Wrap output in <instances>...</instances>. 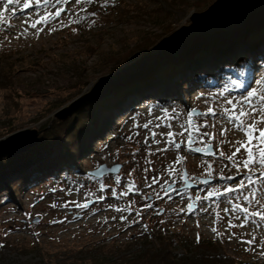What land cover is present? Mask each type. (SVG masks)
<instances>
[{"label":"rangeland","instance_id":"obj_1","mask_svg":"<svg viewBox=\"0 0 264 264\" xmlns=\"http://www.w3.org/2000/svg\"><path fill=\"white\" fill-rule=\"evenodd\" d=\"M216 1L0 0V160L42 151L46 126L98 107L107 121L93 128L100 141L76 165L83 174L120 166L89 174L98 181L86 178L81 188L63 182V172L30 178L32 166L9 179L21 182L16 193L0 182V264H123L157 252L176 232L178 254L204 253L194 247L199 237L235 262L264 264V221L250 215L264 212V168H244L245 149H236L246 136L230 120L233 110L250 111L244 98L253 90L257 112L245 124L264 117V26L218 35V48L206 49L198 41L211 38L205 34L223 13L197 16ZM155 9L166 18H150ZM252 35L258 54L240 66ZM203 54L206 63L176 74ZM141 81L142 90L130 88ZM19 133L23 140L6 142Z\"/></svg>","mask_w":264,"mask_h":264},{"label":"trees","instance_id":"obj_2","mask_svg":"<svg viewBox=\"0 0 264 264\" xmlns=\"http://www.w3.org/2000/svg\"><path fill=\"white\" fill-rule=\"evenodd\" d=\"M152 14L150 15V18L152 19L159 18V21H161L166 18H161L164 15L163 11L159 9H155ZM255 38L256 36H251L250 39L252 40L250 46H248V50L251 51L249 52L250 55H246L243 58L241 64H239L240 66L245 67L246 65L251 64L253 62L252 59L258 54L257 42L259 41L256 42ZM203 55H200L202 58L196 57L192 60H188V62L186 61L182 66L176 69L177 71L175 70L177 72L176 74H180L185 66H187V68H192L196 67L201 62L206 63V60H209V56L208 54ZM215 57L216 56L210 59L215 60ZM220 61H215L216 65L219 64L220 68L224 67L226 69V67L229 65L228 62ZM213 66L215 67V65ZM201 77H204L205 81L208 80V77L205 74H202ZM229 78L230 77H228V79ZM247 80L248 77L245 76L243 82L241 83H245ZM142 84H145V82H137L133 86H130V88L136 92L140 87L145 86ZM205 84L208 85V82ZM241 88H243V85H241ZM140 90L142 89L140 88ZM101 113L102 112H100L98 107H91L90 110H85V114L77 112L76 115L78 116H75V119L73 118L70 121L65 122L57 121L56 123H52L50 126H46L44 130L40 131L41 133L39 135V145H42V151L40 149L38 150V148L33 150L31 149L29 152L18 156L20 158L15 160H0V182L8 183V185L14 189V192L16 193V191H18V188L16 187H21V182L18 181V179L15 181H9V179L13 175L20 177L21 173H23V170L29 166H32L31 170H29L30 178L41 175H44L43 178L47 175L48 178H51L54 174H62V172L65 173L63 174V182H66L71 188H81V186L84 184H89L90 182H87L86 178L98 181V179L89 176V174H83L80 172L76 164L79 163L78 157L80 155L90 152L88 147L94 138H97V141H100L97 132L95 134L93 128L98 124L104 125L107 122L105 119H103V115ZM88 119L89 124H84V121ZM27 183L30 184L32 181L30 180ZM5 190L6 189H1L0 191L1 193L5 194ZM6 199L7 198L5 195V199L2 200L6 201ZM114 199L117 198L114 197ZM170 213L174 214L175 211L170 210ZM175 236L177 237V232L176 235L173 234L169 238L162 237L160 248L157 252L148 251L138 253L137 255H133V257L126 259L123 264H245L243 262H235L233 259L227 258L229 256L219 255L217 252H215L216 248L211 242H201L200 240L198 242L196 241L194 247L196 246V248H203L205 251L204 253L199 255L193 253L191 257H187L185 254H178L176 253V248L179 246L180 240L177 241Z\"/></svg>","mask_w":264,"mask_h":264},{"label":"water","instance_id":"obj_3","mask_svg":"<svg viewBox=\"0 0 264 264\" xmlns=\"http://www.w3.org/2000/svg\"><path fill=\"white\" fill-rule=\"evenodd\" d=\"M223 9V11H222ZM212 11H221V14L223 17L217 18V20L213 21L211 23V29L209 32H207L205 35L211 37L208 40H211L213 37L218 36L220 32H225L228 34L234 33L235 30H239L242 28L243 23L246 22L247 24H251L255 20H257V16L264 17V0H217L210 6L205 12L198 14L197 17H205L210 16L212 17L213 13ZM226 12V13H225ZM225 14V15H224ZM259 18V17H258ZM215 22V23H214ZM241 27V28H240ZM227 30V31H225ZM220 36V35H219ZM169 39V38H167ZM224 39V38H220ZM38 135V133L35 132V135ZM26 134L19 133L17 135H14L13 138L6 139L7 141H11L12 139L18 138V140H23V136ZM21 138V139H20ZM17 140V139H16ZM5 142H2L0 144H4ZM19 143L18 145H20ZM198 153L201 154H211V152H201L198 151ZM5 157L3 153L0 152V158ZM120 169V166H113L110 168H107L106 166H101L97 170L90 172L89 174L92 176H96L98 178H101L103 175L106 174H116L118 173Z\"/></svg>","mask_w":264,"mask_h":264},{"label":"snow or ice","instance_id":"obj_4","mask_svg":"<svg viewBox=\"0 0 264 264\" xmlns=\"http://www.w3.org/2000/svg\"><path fill=\"white\" fill-rule=\"evenodd\" d=\"M14 2H17V0H7V4L9 5ZM76 2L79 3L80 0H76ZM88 2H91V0H88ZM105 2H107V0H105ZM24 6L28 7L30 6V4L26 2ZM56 15H59V12H57ZM2 18H3V11H0V19ZM37 23H39V21H37ZM31 26L35 27L36 25L33 24ZM254 96H255V91L253 90V91H249L247 93V96L244 98L245 103L249 105L250 111H245L241 109L239 112H236L235 110H233L230 116V120H236L239 122V127L244 131L246 136V141L241 143L240 147L236 149V152H239L240 148L245 149L247 158L241 161L245 169H248L251 165H259L262 168H264V129H259L257 127L259 123L264 122V117L253 118L251 124H247V125L245 124V118L250 117L252 116L253 113L257 112L256 107L253 106L251 103V99ZM260 99L264 101V97H261ZM229 103H231V101H229ZM211 111L212 110L209 109V113H211ZM260 112H264V104H261ZM256 133L259 134L257 135ZM221 134L223 135V132H221ZM235 155L236 153H233L232 156L228 157V159L231 160ZM260 175L262 178H264V172H261ZM245 199H247V197ZM262 207H264V205H262ZM242 211L247 213L248 209L243 208ZM250 215L256 217L259 221H264V212H252ZM241 227H243V224L241 225ZM213 231H215V229H213ZM197 240L199 241V237H197ZM253 240H255V237H253ZM252 242L253 241H247V243L249 244H251Z\"/></svg>","mask_w":264,"mask_h":264},{"label":"bare ground","instance_id":"obj_5","mask_svg":"<svg viewBox=\"0 0 264 264\" xmlns=\"http://www.w3.org/2000/svg\"><path fill=\"white\" fill-rule=\"evenodd\" d=\"M19 5H21V4H18L16 7H18ZM28 13V11H23V9H21V10H19L18 11V14L20 15V16H24V15H26ZM259 17V18H258ZM264 17H262V16H257V20H255L253 23H249V24H247L246 22H244L243 23V28H244V30L243 31H241V32H243L242 33V37L246 34V33H248L250 30H251V32L252 31H254V29H258V28H260L261 26H264V24H263V22H261V21H263L264 19H263ZM260 19H263V20H261L260 21ZM246 27V28H245ZM241 28V27H240ZM262 28V27H261ZM241 32H239V33H236L235 31H234V33H233V35L234 36H237V38H238V34H240ZM219 35H226V36H230V34H228V33H225V32H220V33H218ZM241 38V37H240ZM208 39L207 38H204L203 40L202 39H199V41H198V43H201V44H203V45H206V49H208V48H216L218 45H220L217 41H219L218 40V37L216 36V37H213L211 40H212V45H210L209 47H208V44H205L204 42H206ZM195 43L197 42L196 40L194 41ZM192 45V44H191ZM218 48V47H217ZM185 49V46H182V50H184ZM192 52H194V49H193V47H192V49H190L189 51H188V49H185V54H192ZM19 146V145H18Z\"/></svg>","mask_w":264,"mask_h":264}]
</instances>
